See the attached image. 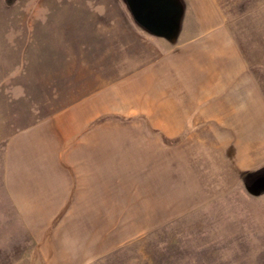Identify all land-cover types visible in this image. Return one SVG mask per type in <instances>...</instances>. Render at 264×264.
Here are the masks:
<instances>
[{
  "label": "rangeland",
  "instance_id": "374dc122",
  "mask_svg": "<svg viewBox=\"0 0 264 264\" xmlns=\"http://www.w3.org/2000/svg\"><path fill=\"white\" fill-rule=\"evenodd\" d=\"M0 264H264V0H0Z\"/></svg>",
  "mask_w": 264,
  "mask_h": 264
},
{
  "label": "crops",
  "instance_id": "0c3cea01",
  "mask_svg": "<svg viewBox=\"0 0 264 264\" xmlns=\"http://www.w3.org/2000/svg\"><path fill=\"white\" fill-rule=\"evenodd\" d=\"M31 181L30 182H24L21 184L23 187H27L29 191H25L23 193L25 194H34L36 196L41 195L42 193V188H64L65 184L64 182H59L58 177H52L51 179L49 178L47 181L43 179L42 176H37V177H30L29 178ZM71 186V185H70Z\"/></svg>",
  "mask_w": 264,
  "mask_h": 264
}]
</instances>
